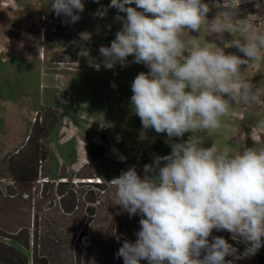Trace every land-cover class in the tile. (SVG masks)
<instances>
[{
	"label": "rangeland",
	"instance_id": "1",
	"mask_svg": "<svg viewBox=\"0 0 264 264\" xmlns=\"http://www.w3.org/2000/svg\"><path fill=\"white\" fill-rule=\"evenodd\" d=\"M5 1L12 5L3 3L0 11V188L4 194L13 185L7 161L27 143L36 120L52 110L60 122L45 140L50 157L43 164L39 187L24 196L35 209L31 210L27 203L18 209L3 210L0 221L31 222V242L38 236L43 264H124L123 258L116 254L125 240H132L127 237L121 242L120 234L129 229L128 234L134 235L136 241L142 217L130 216L122 206L116 205L115 189L99 195L95 203L80 199V209L66 214L60 206L59 183H67L62 188L66 193L76 190L85 197L95 189L80 183L110 186L108 182L132 166L143 178L146 164L154 165L156 157L170 155L171 145L187 141L192 133L169 138L167 133L143 128L131 105V84L139 73H148L150 69L134 63V55H129L124 65L117 62L111 69L105 67L99 49L110 47L126 21V13L109 7L111 0H82L83 12L74 10L80 17L76 22L64 14L57 16L51 10L52 0ZM203 2L210 7L209 22L225 10L213 6L217 0ZM218 2L223 4L224 0ZM104 9H107L105 15L97 14ZM235 20L264 25V0H241ZM186 31L199 38L201 46L205 42L214 43L225 54L245 58L236 47H224L234 39L244 38L239 31L233 34L225 31L222 35L207 29ZM261 31L264 32V27ZM188 34H183L181 39L192 38ZM240 69L242 80L250 81L255 87L264 86V59L250 67L241 65ZM260 119H264V105H253L247 110L234 105L230 114L221 118V128L213 137H206L203 146L210 147L215 140L218 146H231L237 151L264 147V129L255 127ZM90 146L102 158L91 156ZM164 163L161 161L160 166ZM90 175L94 178L83 179ZM147 175L151 177L154 173ZM72 201L67 199L65 204L72 207ZM29 212L36 214V227L35 219L29 221L25 214ZM212 233L208 238L210 243L219 236L237 246L236 254L226 256V261L248 264L246 261L251 259L243 256L240 243L230 233ZM91 237L96 245L87 250ZM0 240L17 246L4 238ZM17 247L32 260V249ZM143 263L141 260L140 264Z\"/></svg>",
	"mask_w": 264,
	"mask_h": 264
},
{
	"label": "clouds",
	"instance_id": "2",
	"mask_svg": "<svg viewBox=\"0 0 264 264\" xmlns=\"http://www.w3.org/2000/svg\"><path fill=\"white\" fill-rule=\"evenodd\" d=\"M133 3L136 7H126ZM240 3L217 0L213 6L225 10L209 22L210 7L203 0H111L109 7L126 13V21L110 47L99 49L105 67L124 65L134 55V63L150 69L131 84V105L143 128L169 138L192 133L187 141L172 144L170 155L146 164L143 178L132 166L108 182L115 189L116 205L142 217L135 243L125 240L116 254L124 264H233L225 257L237 249L219 236L210 243L213 229L227 230L234 240L245 242L243 256L255 255L264 246V147L237 151L215 140L203 146L234 105L242 110L264 105V86L242 80L240 69L264 59V25L234 21ZM51 10L76 22L80 17L74 10L83 12L84 4L52 0ZM186 29L221 35L239 31L244 38L224 47H236L245 58L225 54L214 43L201 46ZM185 33L192 38L181 39ZM255 127L264 129V119ZM149 172L154 175L149 177Z\"/></svg>",
	"mask_w": 264,
	"mask_h": 264
},
{
	"label": "trees",
	"instance_id": "3",
	"mask_svg": "<svg viewBox=\"0 0 264 264\" xmlns=\"http://www.w3.org/2000/svg\"><path fill=\"white\" fill-rule=\"evenodd\" d=\"M41 120V121H40ZM59 117L55 111L50 110V113L45 114L44 117L38 118L33 125L31 133L28 137L27 143L22 146L16 153L12 154L8 161L9 172L12 176L13 185L7 189V194H4L2 189L0 188V212L3 210H9L11 208H19L20 205L24 206L29 203L30 209H35L34 206H31V201L24 199V196L28 195L33 189H37L39 187L38 184L40 181V173L44 170V163L48 162L50 157V152L48 147L45 145V140H47L54 128V125L59 124ZM88 151L91 156L94 158L100 159L102 158V154L97 155L94 152V146H90ZM97 156V157H96ZM94 176L90 175V177H85L83 179H93ZM48 184V183H45ZM81 185H87L95 189V191L91 193H87V195L82 197L79 195V192L73 190L70 194L66 193L62 190L63 187L67 186V183H59L58 185V194L60 198V206L64 213L72 214L74 210L80 209V204L82 198L87 200L89 203H95L97 200L99 201V195H105L109 189H114L112 186H107L103 183H80ZM93 195L96 198L90 199L89 195ZM67 199H72V207H68L65 204ZM91 211V215H94V211ZM22 214V213H21ZM29 217V221L34 218L33 212L25 213ZM33 226L36 227V217L34 218ZM31 223V222H30ZM28 223L25 224L23 222H2L0 221V237L6 240L12 241L17 246L22 247L24 250L32 249V260L30 257L20 250L17 246L9 244L0 240V264H43L42 259H40L39 254L41 251V245L39 243L38 236L37 238L31 242V228L32 225ZM130 228V225L127 226ZM126 227V228H127ZM122 230V229H121ZM215 231L217 234H227L230 233L227 230ZM227 232V233H226ZM129 229L126 231L122 230L120 234V241L123 242V238L128 240H132L135 243L134 235H129ZM213 234V233H212ZM231 234V233H230ZM215 235V234H214ZM232 236V234L230 235ZM232 238V237H231ZM262 241H264V237H262ZM239 242L240 250L242 254L245 252L248 245L242 240H236ZM95 243V238L91 237V245L87 248L93 249ZM237 244V243H236ZM231 245L234 248L237 246ZM205 255L204 252L201 253V258ZM249 258L246 261L248 264H264V246H262L255 255L247 256ZM143 264H149L147 260H144Z\"/></svg>",
	"mask_w": 264,
	"mask_h": 264
},
{
	"label": "crops",
	"instance_id": "4",
	"mask_svg": "<svg viewBox=\"0 0 264 264\" xmlns=\"http://www.w3.org/2000/svg\"><path fill=\"white\" fill-rule=\"evenodd\" d=\"M3 3H5V4H11V3H9V2H6L5 0H0V11L2 10V5H3ZM12 5V4H11ZM13 6H15L16 7V5L14 4ZM3 11V10H2ZM4 12H6V11H4ZM7 15H9V14H7Z\"/></svg>",
	"mask_w": 264,
	"mask_h": 264
}]
</instances>
